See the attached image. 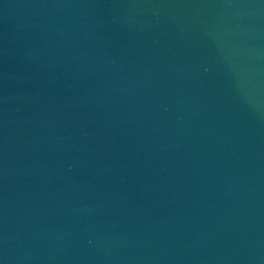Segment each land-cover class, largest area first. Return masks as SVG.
<instances>
[{
    "label": "water",
    "instance_id": "1",
    "mask_svg": "<svg viewBox=\"0 0 264 264\" xmlns=\"http://www.w3.org/2000/svg\"><path fill=\"white\" fill-rule=\"evenodd\" d=\"M0 264H264V0H0Z\"/></svg>",
    "mask_w": 264,
    "mask_h": 264
}]
</instances>
